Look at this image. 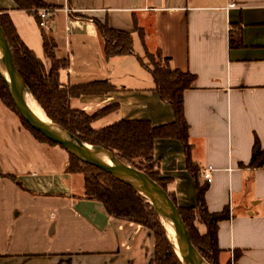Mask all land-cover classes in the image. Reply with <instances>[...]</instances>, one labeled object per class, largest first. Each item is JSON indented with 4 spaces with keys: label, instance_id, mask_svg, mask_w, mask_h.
<instances>
[{
    "label": "crops",
    "instance_id": "obj_1",
    "mask_svg": "<svg viewBox=\"0 0 264 264\" xmlns=\"http://www.w3.org/2000/svg\"><path fill=\"white\" fill-rule=\"evenodd\" d=\"M40 1L50 10L45 28L38 26L40 9L19 10L13 0H0V9L46 68L42 33L51 37L55 59L67 63L59 72L61 86H112L108 94L71 102L86 112L118 106L93 123L95 129L101 122L95 130L120 120L153 127L174 121L138 61L135 42L144 57L159 51L173 69L195 76L183 94L191 159L201 182L203 170L212 168L207 210L228 208L230 216L217 228L219 264L231 262L234 251H241L236 264H264V167H247L256 141L264 151V0ZM94 21L130 34L133 54L105 59ZM231 39L241 47L230 46ZM135 76L144 86L131 82ZM154 158L160 177L172 180L178 206L195 207L180 143L157 140ZM67 165L64 150L36 141L0 100V264H148L151 233L111 218L98 202L81 200L82 185L75 187Z\"/></svg>",
    "mask_w": 264,
    "mask_h": 264
},
{
    "label": "trees",
    "instance_id": "obj_2",
    "mask_svg": "<svg viewBox=\"0 0 264 264\" xmlns=\"http://www.w3.org/2000/svg\"><path fill=\"white\" fill-rule=\"evenodd\" d=\"M13 2L19 10L31 11L49 8L40 0H13ZM0 26L18 75L47 118L81 142L109 151L120 164L141 171L156 182L177 207L190 242L203 261L206 264H219L220 250L217 228L219 222L228 220L230 216L228 208L218 213H210L207 210L205 194L209 185L205 181H200V168L191 159L192 147L189 143V126L184 116L183 94L192 87L195 76L173 69L170 59L163 57L159 51L154 56L146 53L145 58L149 65H146L141 59L138 61L151 75L154 82L153 91L159 100L170 106L174 121L171 124L153 127L148 121L120 120L95 130L92 128L93 123L115 112L118 106L108 105L90 114L73 107L71 102L80 96L108 94L113 91L112 86L108 82H95L74 87L61 86L59 72L67 68V63L55 59V45L51 37L42 33L43 48L50 62L49 68H46L21 41L9 15L1 9ZM94 26L102 40L105 59L133 54L130 34L112 30L106 24H101L98 21H94ZM135 31L142 36L139 29H135ZM236 42L238 41L231 39L230 46L241 47L242 44ZM0 100L19 117L1 75ZM19 119L22 126L31 133L36 141L62 149L31 129L20 117ZM157 140H174L180 143L185 157V169L194 184L195 207L178 206L175 193L169 189L172 180L161 178L159 171L155 169L157 163L154 158V148ZM67 157L66 173L71 176L79 175L82 178L81 200L98 202L111 218L138 225L151 233L154 249L148 264H181L174 251V244L169 240L153 207L145 198L102 170L83 163L68 153ZM247 167H264V151L260 150L257 141L253 148L252 159ZM0 177L2 176L0 175ZM6 178L22 188L16 178ZM196 223L202 226L203 231L196 226ZM240 255L241 251H234L233 261L227 264H236Z\"/></svg>",
    "mask_w": 264,
    "mask_h": 264
},
{
    "label": "water",
    "instance_id": "obj_3",
    "mask_svg": "<svg viewBox=\"0 0 264 264\" xmlns=\"http://www.w3.org/2000/svg\"><path fill=\"white\" fill-rule=\"evenodd\" d=\"M0 63L5 73L3 75L0 70V75L4 80L6 90L11 97L15 110L31 129L60 146L69 155L111 175L114 179L131 187L145 198L153 207L163 227L166 224L172 229L175 240L174 251L181 264H206L191 244L177 207L156 182L151 180L145 173L120 164L109 151L81 142L47 118L28 92L15 69L1 26ZM27 97L35 102L44 113L45 118L39 116L31 109L27 103ZM53 124L60 129L61 133L54 129Z\"/></svg>",
    "mask_w": 264,
    "mask_h": 264
},
{
    "label": "rangeland",
    "instance_id": "obj_4",
    "mask_svg": "<svg viewBox=\"0 0 264 264\" xmlns=\"http://www.w3.org/2000/svg\"><path fill=\"white\" fill-rule=\"evenodd\" d=\"M140 48H141V46H140V44L138 43V42H135V46H134V50H135V52L137 53V54H140L139 56L142 58V60H143V62L146 64V65H149L148 64V60L142 55V53H141V50H140ZM36 53H37V56L38 57H40V53H39V51H36ZM150 55L151 56H154L155 55V53H150ZM154 59H156L155 57H154ZM155 61H157V60H155ZM129 62H133V63H136L135 62V60H134V58H130V61ZM135 65V67H136V70L138 71V73H140L143 77H150L149 75H148V73L147 72H145L144 70H142L141 68H139V66H138V64H134ZM136 78H137V76H135V78H134V82L133 81H131L133 84H135V85H137V86H144V84L142 83V82H137L136 81ZM141 79H142V77H140ZM94 111H97L96 110V108L95 109H92V110H89V111H87V113H94ZM86 112V111H85ZM41 113H42V111H41ZM44 114V113H43ZM99 124H101V122L99 123ZM99 124L97 125V126H95L94 128L96 129V128H98V126H99ZM77 183L79 184V183H81V185H82V178H81V176H79V175H76V178H75V187L76 186H78L77 185ZM196 226L199 228V229H201L202 228V226L201 225H199L198 223H196Z\"/></svg>",
    "mask_w": 264,
    "mask_h": 264
},
{
    "label": "built area",
    "instance_id": "obj_5",
    "mask_svg": "<svg viewBox=\"0 0 264 264\" xmlns=\"http://www.w3.org/2000/svg\"><path fill=\"white\" fill-rule=\"evenodd\" d=\"M229 6L233 7V5H229ZM49 17H50V10L40 9L38 11V26L40 28H45L47 26L48 21H49ZM202 178L206 183L210 184L211 180H212V168L209 167L207 169H204L202 172ZM232 261H233V259H232Z\"/></svg>",
    "mask_w": 264,
    "mask_h": 264
},
{
    "label": "bare ground",
    "instance_id": "obj_6",
    "mask_svg": "<svg viewBox=\"0 0 264 264\" xmlns=\"http://www.w3.org/2000/svg\"><path fill=\"white\" fill-rule=\"evenodd\" d=\"M0 70L3 73V75H5L3 68L1 66V63H0ZM27 103L29 104V106L31 107V109L33 111H35L39 116L45 118L43 112L41 113V109L29 97H27ZM53 127L55 130H57L58 132L61 133L60 129L55 124H53ZM164 228H165V231H166V234H167L169 240L172 242V244H174V247H175L174 233H173L172 229L166 224H164Z\"/></svg>",
    "mask_w": 264,
    "mask_h": 264
}]
</instances>
